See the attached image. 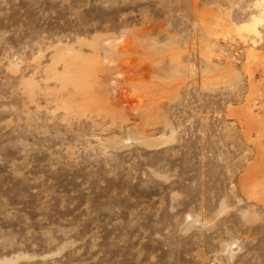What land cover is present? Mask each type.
Here are the masks:
<instances>
[{
	"label": "rangeland",
	"instance_id": "rangeland-1",
	"mask_svg": "<svg viewBox=\"0 0 264 264\" xmlns=\"http://www.w3.org/2000/svg\"><path fill=\"white\" fill-rule=\"evenodd\" d=\"M261 7L0 0V264H264V200L240 181L251 140L264 164L242 112L254 99L264 129V67L239 29ZM118 39L132 53L112 64L134 80L114 85L103 60L95 103L77 109L64 62Z\"/></svg>",
	"mask_w": 264,
	"mask_h": 264
},
{
	"label": "bare ground",
	"instance_id": "bare-ground-1",
	"mask_svg": "<svg viewBox=\"0 0 264 264\" xmlns=\"http://www.w3.org/2000/svg\"><path fill=\"white\" fill-rule=\"evenodd\" d=\"M188 1H189V9H190L191 14L194 17L198 18L197 0H188ZM256 5L261 6L262 3L258 1V2H256ZM262 21H264V9H263V7H261V11L259 12V14L252 15L249 18V20L247 21V23H245L243 26H240L239 29H241V30L243 29L247 33L246 34L247 39L242 40L244 43H247V44H244L247 47V49L245 51L247 53L246 55L249 58H251L255 63H258L259 65H262L264 67V55H262V53L260 54V52H259L260 50L257 49L258 42L261 40V38H264V33L260 34V32L258 31V29H259L258 25ZM200 22L202 25V26H200V28H201L203 34H205L206 37L208 38V42L210 44L216 46L217 42L219 40V36L217 34V31L215 29H210L205 24L204 21L200 20ZM103 44L104 43H102V46H103ZM195 44H194V46H195ZM99 45L100 44L98 43V45L90 46V47H93V48H91L92 49V58H88L87 56H86V58L85 57H77L76 58V57H74V55H72L70 58V61L64 62L65 74L63 75V79L72 85V87L75 91V94H77L80 97L81 101H80L79 105L77 106V109H79V110L83 109L85 106H88V104H90V103H95V100L93 98V92L98 85V78H99V75L101 73L102 66H103L102 61L105 60L107 63L112 64V63H114V54L116 57L119 58L120 56H123L128 50H129L128 53L129 52L132 53L130 51V47H129V44L127 43V41L122 40V39H118L116 41L107 40L108 48H106L107 50H105V54L103 57L101 56ZM139 49H142V47H140V45H139ZM132 50H133V48H132ZM135 53L139 54L138 50L135 51ZM263 54H264V48H263ZM146 60H145V64L147 62ZM147 63H149V62H147ZM150 64L153 65V66H151V68L153 70L157 68L156 67L157 65H155L153 62ZM112 65H113V69H115L113 74L116 75V77L114 78V81H113L114 85L117 86V84H124V86H125V83L127 81H130V83H131V81L134 80L135 73L132 72L128 68L127 64H124L123 66L122 65H116L115 66L114 64H112ZM140 67H141L140 68L141 71H146L147 66H144V64H141ZM148 67H150V66H148ZM262 70H263L262 72L264 75V68ZM133 83L136 85H142L143 83H146V82L144 80H141L140 82H138V80H137V82L135 81ZM146 86L147 85L143 86L142 88H144ZM250 101H254V99L246 100L244 103L245 106L242 109V112L244 115L243 120H244V123L248 127H251L253 124H255L258 127L257 136L261 137L264 134V129L261 127V123L257 119L258 115H257V113H255L256 111L253 108L254 103L252 104V102H250ZM245 137H246V135H245ZM246 138L250 141L251 140L250 134ZM251 142H253V145L256 149V152H257L256 159L258 157V159H257L258 162L257 161L252 162L251 164H249L247 166L246 173H245V175H242V177H240V181L243 184L244 188L245 187L247 188V190H245V191L251 198H255L257 200H264V164L261 161L262 156H263V152H262L263 146H262L261 141H259V139L258 140L257 139L251 140ZM247 173H249L251 178L249 180V183L246 185L245 184V182H246L245 177H246Z\"/></svg>",
	"mask_w": 264,
	"mask_h": 264
}]
</instances>
